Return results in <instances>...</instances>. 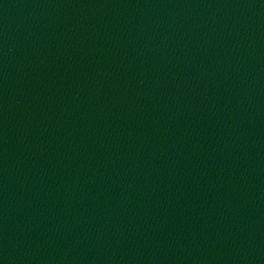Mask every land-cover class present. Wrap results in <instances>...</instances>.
<instances>
[{
	"label": "water",
	"instance_id": "water-1",
	"mask_svg": "<svg viewBox=\"0 0 264 264\" xmlns=\"http://www.w3.org/2000/svg\"><path fill=\"white\" fill-rule=\"evenodd\" d=\"M0 264H264V0H0Z\"/></svg>",
	"mask_w": 264,
	"mask_h": 264
}]
</instances>
